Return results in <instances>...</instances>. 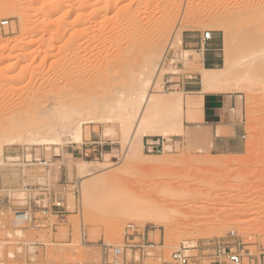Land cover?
<instances>
[{
    "label": "rangeland",
    "instance_id": "rangeland-1",
    "mask_svg": "<svg viewBox=\"0 0 264 264\" xmlns=\"http://www.w3.org/2000/svg\"><path fill=\"white\" fill-rule=\"evenodd\" d=\"M3 1L0 0V18H8L9 25L0 29V40L9 43H0V122L11 125L20 119L26 125L40 123L27 113L41 108L46 111L48 105L52 108L54 95L65 83L72 85L66 86V93L77 95V99L62 103L64 114H74L75 120L97 116L112 119L105 123L96 119L83 122L81 143H5V138L11 139L20 131L0 134V141L4 139L0 155V264H114L112 256L104 254V247L121 248L129 223L146 238H136L140 246L123 250L127 264H174L170 262L174 250L184 247L186 254L198 256L204 244L215 237L232 243L242 255V264H264V0H14L13 5ZM11 11H22L24 18L7 16ZM216 16H228V26L231 23L228 56L223 49L224 33L213 28ZM22 20L26 22L23 27ZM204 31L211 32L219 47L212 51L219 58L218 66L226 57L236 61L231 79L245 73L238 80L250 89L244 91L247 86L236 85L235 76V81L230 79L231 83L234 81L231 89L225 92L236 97L235 110L244 121L246 137L241 139L237 154L211 151L208 141L213 135L206 138L202 129L189 128L193 125L191 106L198 108L197 101L190 104L189 95L179 85L171 86L182 82L173 77L186 75L197 76L191 79L197 82L193 86H201L200 55L184 50L174 38L176 34ZM129 40L130 44L134 42L128 48L125 45ZM123 44L127 51L116 47ZM154 49L156 56L164 57L154 90H164L167 97L179 96L183 108L181 133L143 136L137 157L129 163L121 149L118 116L122 111L118 101L131 97L127 91L131 79H111L104 60L122 56L121 53L123 58L134 61L136 56ZM85 70H90L86 76ZM55 71V75L51 74ZM80 72H84L82 76L78 75ZM246 74L254 78L253 82ZM255 75L258 79L261 75L263 81L257 82ZM98 84L102 88L108 85L105 96L92 91ZM119 86L124 87L121 94L116 92ZM162 110L159 111L164 125L169 112ZM9 115L13 117L10 120ZM33 134L36 138L42 135ZM143 139H159L163 151L147 152ZM94 141L98 143H91ZM85 149H94L97 158L84 157ZM38 158L47 161L48 171L37 163ZM79 163L105 169L82 179L75 169ZM101 176L106 185L96 184L95 189L94 180ZM81 181L82 185H89L85 195L79 188ZM23 184L32 189L47 184L59 193L64 209L61 217H52V228L16 227L11 223L12 210L22 208L27 196ZM139 199L184 212L181 217L176 216L174 225L180 219L185 224L170 226L171 234L170 229L165 231L164 226L146 219L123 220L118 207L137 206ZM38 204L47 205L48 200ZM183 215L190 216L185 220ZM231 230L235 232L232 237L228 236ZM27 258L33 261L26 262Z\"/></svg>",
    "mask_w": 264,
    "mask_h": 264
},
{
    "label": "bare ground",
    "instance_id": "bare-ground-1",
    "mask_svg": "<svg viewBox=\"0 0 264 264\" xmlns=\"http://www.w3.org/2000/svg\"><path fill=\"white\" fill-rule=\"evenodd\" d=\"M4 1L8 2V3H12L11 5H13V2H14V0H4ZM4 1L2 3H4ZM20 8H22V7H20ZM17 9L19 10V8H17ZM26 9H28V8H26ZM15 12L13 13L11 11L9 13L11 15L7 14V16H16V17H19L21 19L24 18V16L21 14L22 11H20V12L18 11L19 13L17 11H15ZM227 18L229 19L228 16H226V17L216 16L213 19V21H214V25H213L214 27L213 28L221 30L225 35L226 41H225L223 49H224L226 56H228L231 53V51H230L231 45H229V43L231 44V40H232L230 38V35L232 34V32H231L232 30L230 31V29H232V27H231V25H230L231 23H230L229 24L230 28H229V26H228L229 20ZM190 22H191V20H190ZM230 22H231V20H230ZM23 23H26V22H24V20H22V27L25 26V25H23ZM180 25H181V23H180ZM186 25H188V24H185V26ZM131 38H130V40H131ZM104 39L106 40V38H104ZM174 39L181 46V42H182L181 34H176ZM130 40H129V42H126L128 44L125 45L128 48H129V45L130 46L133 45V42H134V40H133V42H131L132 44H130ZM100 42L101 41H99V43ZM0 43H2L1 40H0ZM7 43H9V42L5 41V43H2V44L7 45ZM126 43H124V44H126ZM124 44H123V46H119V47L116 45L115 46L117 48L121 47V50H123L122 52H124V50L127 51L126 50L127 47L124 48ZM135 44H137V43L135 42ZM101 46H103V45H101ZM5 47H3V48H5ZM94 48H95V46H94ZM103 48H105V47H103ZM105 49L109 50L108 47ZM130 49H131V47H130ZM154 51H155V49L148 51L146 53L143 52V55L136 56L137 60L135 58L134 61L133 60L131 61L129 58H126L127 56H124V58H123V54H121V53H120V55H122V56H116L115 58L111 57L110 59L106 58L104 60V65L106 66L107 69H109L108 75H110L109 77L111 79H113V80L125 79V78L131 79V81L128 85V90H127L130 93L131 97L118 101L119 102L118 106L121 107L120 109L122 111L121 115L118 116L119 117V124L121 126L120 127L121 128L120 141L122 140L121 142H122V146H123V148H121V149L123 150L124 156L129 163L132 162V160H134L135 157H137L136 155H138V152L142 146V137L143 136H145L147 134H152V133L153 134H163L165 136L166 135L176 136V135H179L181 133L180 132L181 131V118H180V116L182 115L181 111L183 108L181 109L179 96L177 94L174 96L171 94L170 96L167 97L165 95L164 90L163 91L161 89H160L161 91L156 90V89L154 90L156 82H157L158 78L160 77L161 67L164 64V57L161 58L159 56H156ZM107 55L108 54H106V56ZM124 55H126V53ZM50 56H52V55H50ZM136 61H138V62H136ZM171 62L174 63L175 61L171 60ZM52 63L55 64L54 62H52ZM236 63H237L236 61H234V60L231 61L226 57L225 62L221 66H216L213 68H204L202 66H199L200 73H201L200 74L201 75L200 76L201 88H200L199 93H204L208 90H213L215 93H222V92L229 91V88L231 89L232 83H234V81H235L234 78L236 75L234 76V78L232 77L234 79V81L232 83L230 82V79H231V74H232V72H234L233 70L235 69V66L237 65ZM200 64H201V61H200ZM131 65H135V66L133 68L129 69V66H131ZM89 71L90 70H85L84 71L85 73L80 72L78 75L82 76L84 73V75L86 76ZM248 71H250V70H248ZM251 73H253V72H251ZM51 74L55 75L56 71H55V73L53 72ZM241 74L243 75L245 73H241ZM241 74L240 73L237 74V75H239V78H240V76L244 77V75L242 76ZM233 75L234 74H232V76ZM261 75H258V76H260V79L263 81V79L261 78L262 77ZM245 76L248 78L247 74ZM236 77H237V81H238V82H236V85H237V83H238V85L242 84L241 87L243 85H245V86H243L244 88L247 86L248 89L246 88L247 90H244V91L249 92L250 89H249L248 85L243 84L244 81H242V80H241L242 83L239 82L238 76H236ZM250 77H252V76H250ZM250 77L248 79H251ZM258 78L259 77H256V75H255V79L257 80V82L260 80ZM50 79H52V78H50ZM233 79H231V81ZM253 79H251V82H253ZM71 82L73 83V82H75V80H71ZM245 83H247V82H245ZM248 84L250 85L251 83H248ZM262 84H264V83H262ZM66 86H72V85L65 83L63 87L62 86L59 87L58 92L54 95V99H53L54 105L52 104L53 105L52 108H50L51 106L48 105L47 108H49V109L46 111H43V108H41L42 111L40 110L38 112L27 113L28 114L27 116L29 118H31V119L32 118H38L36 120H38L40 123L35 124L33 126H32V124L26 125L23 120H20L18 118H17L18 119L17 122L9 123L11 125H7V124L4 125L0 122V131H1L0 134L4 135V133H7L6 131H8V130L20 131L19 135H16V136L14 135V137L13 138L11 137V139L5 138L4 142L7 143L8 141L9 142L10 141H15V142L26 141L29 143H36V144H44V143L45 144L46 143L61 144V143H65V142H67V143H70V142L79 143L80 142L81 143V140H82V132H81L82 128H81V126H82L83 122H85V123L89 122V121L92 122L94 119H96L99 122L105 123V121H107V120L110 121L112 119L110 116H97L95 118L84 117V118L75 120L74 114L71 116H68V114H64L63 109H62V103L67 101L68 99H70V100L77 99V95L66 93V92H68ZM107 86L108 85L106 84V87ZM106 87L102 88V86L100 84H98V85H96V87H92L91 89L95 95H97L101 92V93H104V96H105L106 95V93H105ZM251 87H252V85H251ZM122 91H124V87L119 86L118 90L116 92L121 94ZM106 99H103V100H106ZM197 99H198V95L193 94L190 96L189 102L193 105L195 103V101H197ZM112 101H114V100L112 99ZM110 102L111 101H109V103ZM90 105H92V104H90ZM45 109H46V107H45ZM160 109L161 110L162 109L167 110V112H169L167 114L171 118V119H169L168 115H166V112H165V115L167 116L166 123H164L165 126L162 125V123H161L162 117L160 115V111H159ZM173 110H175V111H173ZM174 112H175V114H174ZM24 114L26 115V112ZM162 114H163V112H162ZM11 116H14V115H11ZM28 117H26V118L24 117L25 120L29 119ZM8 118L10 120V118H13V117H10V115H9ZM168 119L170 120V122H168L169 121ZM6 120H7V118H6ZM163 120L164 119L162 118V121ZM25 122H27V121H25ZM167 123H168V125H167ZM12 131H9V132H12ZM57 131H59V132H57ZM35 132H40L42 135L40 137H37V138L33 137V135H34L33 133H35ZM55 132H57V135L54 134ZM53 134H54V136H53ZM5 136L8 137L7 135H5ZM1 137H3V136L1 135ZM6 139H7V141H6ZM3 140L4 139L2 138V140L0 141V155L2 152V146L4 144ZM143 155L147 156L145 154H143ZM122 156H123V154H122ZM223 162H224V160H223ZM220 163H222V162L220 161ZM75 169L79 175L78 178L85 179V178L93 175L94 171H99V170H102L105 168H102V166H100V165L99 166H96V165L92 166L89 164L88 165H81L79 163L77 165V168H75ZM102 178L104 179L105 177L104 176L98 177L96 180H94L95 184H93V182H92L95 189H97L96 186L99 187V185H100L101 187H103L104 184L106 185V183H102L104 181ZM118 181H120V180H118ZM82 182L83 181H81L79 183V188H80V191L82 193H84V195H85V194H87V192L89 190V188H88L89 185L87 183L82 185ZM104 182H106V181H104ZM91 188H92V186H91ZM173 193L175 194V192H173ZM144 195H146V194H144ZM127 196H129V195L127 194ZM133 200H136V199H133ZM94 201H96V200H94ZM138 201L141 203L138 204L137 206L134 204L136 207L135 206L130 207V205H131L130 203H128L130 205H126V206L124 205L122 207L117 206L119 209V211L117 212L118 215H120V216L122 215L123 216L122 218H124L123 220L126 219L125 217H128V218L134 217V219L135 218H141V219H143V221L146 219V220H149L153 224H156L159 226H164L166 228L165 231H169V229L171 228L170 226H173L174 221L177 220V219H175L176 216L179 215L181 217L182 213H184V212H181L177 209H172V210H170V208L167 209V207H166L167 204H166V206H165L166 208H165L163 206L164 204L159 205L153 201H152L153 203H151V201H148V199H143V200L139 199V200H137V203H138ZM98 204H99V202H98ZM103 206H104V204H103ZM160 206H162L163 209ZM146 208H148V209L146 210ZM115 209H117V208H115ZM164 209H167V210H165V212L166 211H169V212L165 213ZM187 216L189 217L190 215H186V216L183 215L184 218L185 217L187 218ZM186 218H185V220H186ZM180 220L181 221L178 222V224H176V225L179 226V225L185 224L182 219H180ZM176 225H174V226L176 227ZM179 227H181V226H179ZM171 229L169 231L170 233H171Z\"/></svg>",
    "mask_w": 264,
    "mask_h": 264
},
{
    "label": "built area",
    "instance_id": "built-area-1",
    "mask_svg": "<svg viewBox=\"0 0 264 264\" xmlns=\"http://www.w3.org/2000/svg\"><path fill=\"white\" fill-rule=\"evenodd\" d=\"M9 19L0 18V29L8 27ZM203 40L211 39V32L204 31L202 33ZM144 148L147 152L160 153L163 151V143L157 140L156 143L145 142ZM84 157H92L96 159V154L94 149H85L82 151ZM37 160V159H36ZM37 163L48 171V163L46 160H37ZM38 185V184H37ZM22 188L27 192V196L24 198V204L22 208H14L12 210L11 223L13 226H30L34 228H52L55 223L52 222V217H61L62 210L64 209V204L61 198L56 197L54 192L49 188L47 184H39L38 187L32 189L28 185L23 184ZM64 189V187L62 188ZM38 191L37 194L32 195L31 191ZM10 196L7 195V199ZM23 199V198H22ZM48 200V204L40 205V201ZM38 213L39 215H36ZM138 235V236H137ZM235 232L233 230L229 231L228 236H234ZM136 238H142L144 240L146 237L144 234H139L137 227L131 223L125 226L124 232V242L122 247H115L105 245L104 254L107 252L112 256V261L114 264H127L125 260V255L123 250H131L137 246H140L135 240ZM36 245H41V242H36ZM186 248H180L174 250L170 254V262L174 264H242V255L238 252L232 243H230L224 237H215L208 240L203 248L201 249L198 256H193L186 254ZM32 262V259H28ZM105 263V262H104ZM51 264V263H45Z\"/></svg>",
    "mask_w": 264,
    "mask_h": 264
},
{
    "label": "crops",
    "instance_id": "crops-1",
    "mask_svg": "<svg viewBox=\"0 0 264 264\" xmlns=\"http://www.w3.org/2000/svg\"><path fill=\"white\" fill-rule=\"evenodd\" d=\"M181 37V44L184 50L188 52H196L200 55L202 67L213 68L219 65V58H215L214 53H212V51L218 50L219 47L217 48V44L212 36L209 40H203L202 33L197 32L184 33ZM200 74L201 73L198 75L201 76ZM175 78H181L182 82L181 84L175 83L171 86L179 85L183 89L184 93L189 95V99L193 94L198 95V108H193L191 106V110H193V112L190 114V123L193 125H190L189 128L202 129L206 138H208V135L210 134L213 135L208 141L211 151L216 150L220 153L229 154L239 153L240 151L238 149L241 146V139L245 138L246 134L244 121L241 117L239 118V114L235 110L236 97H233L225 92L199 93L201 86H193L197 82H193L191 80L197 78V76L186 75L173 77V79ZM157 140H152V142L156 143ZM146 141L149 142L148 140ZM146 141L143 139V145ZM91 143L98 142L94 141ZM96 147L97 146H94L92 148L95 149ZM72 154L73 153H70V155ZM1 190L2 189H0V191ZM54 195L59 197V193L57 192H54ZM2 199H0V204L3 202ZM28 259L29 258L26 259V262H29Z\"/></svg>",
    "mask_w": 264,
    "mask_h": 264
}]
</instances>
